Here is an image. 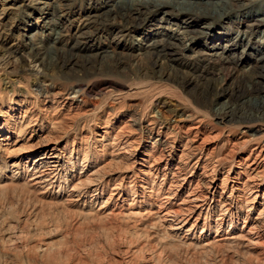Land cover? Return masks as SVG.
Masks as SVG:
<instances>
[{
	"label": "bare ground",
	"instance_id": "1",
	"mask_svg": "<svg viewBox=\"0 0 264 264\" xmlns=\"http://www.w3.org/2000/svg\"><path fill=\"white\" fill-rule=\"evenodd\" d=\"M74 2L0 0V64L15 57L13 62L24 72H42V64L74 79L60 92L50 91L44 80L34 90L20 80L10 90L0 83V162L11 172L8 179L30 172L25 185L46 196H59L70 185L68 203L103 189L113 177L122 181L125 175H119L127 168L121 166L128 163L131 169L137 163L146 168L133 170L140 175L129 180V187L121 188L118 181L109 192L119 207L130 199L127 210L101 205L98 210L105 218L149 216L168 234H192L188 245L209 252L215 246L236 245L264 264V10L248 9L252 2L264 6V0H85L77 30L54 31L49 61L47 55L43 60L41 46L27 49L17 39L4 44L18 20L4 19L12 5L35 10L55 5L59 19L70 13ZM185 5L191 10H183ZM198 21H205L202 29L193 27ZM142 28L144 37L153 31V39L145 47V58L133 67L132 55L122 51L129 46L118 51V40ZM102 31L114 34L110 50L85 47ZM199 38H204L203 47L196 49ZM129 92L144 96L131 98ZM87 96L96 103L76 100ZM71 129L72 139L63 143L61 137ZM144 130L149 147L137 158L139 142L132 134ZM98 132L100 138L91 144L109 146L108 161L89 172L80 169L74 177L67 163L72 170L79 152L87 160V141ZM111 166L116 169L99 176ZM62 175L67 177L60 183ZM137 202L148 207H132Z\"/></svg>",
	"mask_w": 264,
	"mask_h": 264
},
{
	"label": "rangeland",
	"instance_id": "2",
	"mask_svg": "<svg viewBox=\"0 0 264 264\" xmlns=\"http://www.w3.org/2000/svg\"><path fill=\"white\" fill-rule=\"evenodd\" d=\"M83 4H85V0H75L70 13L59 19H55L54 16L56 14L55 5L46 10H38L39 7L36 10L26 9L27 7L22 6L18 9L19 4L12 5L14 9L9 10L4 19L14 16L18 20L14 27L15 30L4 44L9 45L17 39L27 49L34 45L41 46L43 47L42 51H45L42 56L43 60L47 55L49 61L53 57L51 45L54 31H58L60 28L71 32L76 31L82 16V13H79L80 7ZM181 8L191 10L189 5L181 6ZM250 8L264 10L262 2H252L248 9ZM167 10L182 18L176 9L168 7ZM58 15L60 14L58 13ZM204 23L205 21H198L193 24V27L202 29ZM142 29L129 33L118 40V51H121L120 49L124 45L131 47L122 51L132 55L129 63L133 67L137 65L136 63H141L142 58H145V47L153 39V31L151 35L148 34L144 37L147 32L144 31V28ZM16 35L19 37L16 38ZM113 36V33L99 32L88 40L85 47L93 50L95 46H106L107 50H110L109 46L113 43ZM260 36L261 32L257 33L255 38L259 39ZM203 39L199 38V43L197 46L195 45L196 49L203 47ZM56 46L61 47L62 45L58 42ZM82 52L93 53L89 50H80V53ZM14 58H10V61L5 59L9 63L0 64V83L5 90H10L12 86L15 89L17 80L27 84L30 90L35 89L36 82L44 80V83H50L48 89L53 92L66 90L74 84V79L69 74L53 72L49 68H44L42 64L39 66L42 72H24L20 70L18 63L13 62ZM101 62L107 66L105 60H101ZM106 77L112 78L115 82L127 84L118 75L109 74ZM16 89L24 93L22 88L17 87ZM129 94L128 97L137 99L144 96L134 92H129ZM82 99L85 100L86 105L94 104L97 101L93 96L76 98L78 102ZM110 106L113 105L110 104ZM51 112L44 113V115L49 116ZM73 132L72 129L67 130L66 135L61 137V141L64 143L66 138L70 141ZM146 133L144 130L141 133L136 131L132 134L138 138L139 142L138 146L135 145L137 158L142 157L141 155L149 147ZM93 135L94 137L90 135L87 141V144L90 143L89 146L87 145L90 148L87 160H83L82 153L79 152L75 157V167L72 170H70L71 164L67 163V171H70L69 173H72L74 177L78 176L80 169L89 172L94 168L102 167L109 159V146L102 149L99 143L91 144L95 139L100 138V132ZM76 137L79 139L78 133ZM1 164L2 161L0 162V264H261L251 259V255L244 248L236 245L215 246L210 252L195 245H188L192 234L188 233L185 238H181L184 235L183 231L178 232L177 236L168 234L169 231L164 225H161L162 223L156 222L149 216L142 215L130 219L112 215L105 218L98 210L101 205H107L109 209H117V211L127 210L125 208L128 207L130 199L126 198L123 203L121 202L123 205L119 207L114 197L109 198L110 189L115 183H118L120 178L116 180L113 177L104 183L103 189L96 192L89 191L84 193L79 200L67 203L65 199L69 195L70 185L64 189L65 191L62 190L63 192L59 196L38 194L40 192L38 189L32 191L28 185H25L30 172L23 171L21 178L10 181L8 178L11 176V172ZM132 166L134 167L131 169H129L128 163L121 166V169L127 168L119 175H125V178L119 181L121 188L127 184L129 187V180L134 177L136 179L140 175V172L133 171L140 165L135 163ZM139 168L142 170L146 167L140 166ZM110 169L115 170L116 167L102 169L99 176L109 175ZM66 177V175H62L60 183L66 181ZM55 190L57 189L55 188ZM143 192L145 197L150 195L146 189ZM146 199L148 198L146 197ZM149 200L153 201L150 197ZM179 200L178 198L176 202ZM136 205L141 210L148 207L147 202L140 204L137 202L132 207H137ZM152 208H156L154 204ZM200 222H202V218Z\"/></svg>",
	"mask_w": 264,
	"mask_h": 264
}]
</instances>
